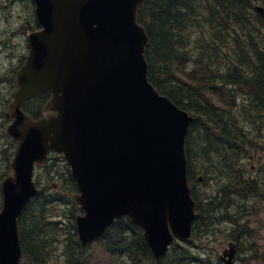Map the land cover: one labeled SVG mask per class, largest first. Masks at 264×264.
Segmentation results:
<instances>
[{"label": "water", "instance_id": "water-1", "mask_svg": "<svg viewBox=\"0 0 264 264\" xmlns=\"http://www.w3.org/2000/svg\"><path fill=\"white\" fill-rule=\"evenodd\" d=\"M34 3L41 30L28 35L30 54L9 106L15 121L7 134L19 145L14 174L2 183L0 264H21L19 217L40 192L35 165H45L51 152L63 154L77 183L82 243L128 216L159 259L175 237L192 238L185 141L194 118L148 80L150 39L137 21L145 0ZM45 92L51 99L34 120L23 106ZM235 254L230 245L225 263L233 264Z\"/></svg>", "mask_w": 264, "mask_h": 264}, {"label": "trees", "instance_id": "trees-1", "mask_svg": "<svg viewBox=\"0 0 264 264\" xmlns=\"http://www.w3.org/2000/svg\"><path fill=\"white\" fill-rule=\"evenodd\" d=\"M31 3L26 16L28 29L33 30L37 23ZM255 5H264V0H145L139 10L138 21L150 37L145 53L149 80L195 118L186 146L197 203L192 246L172 247L163 259L155 260L142 231L128 218L118 220L101 239L82 245L75 225L80 208L71 199L76 186L69 167L64 165L68 178L63 176L60 182L51 163L41 173L42 193L19 220L22 264L216 263L200 244L203 231L221 219L239 223L238 213L229 214L237 204L235 196L244 198L247 209L248 199L260 191L259 182L249 179L256 172L246 165L249 157L264 152V21ZM47 100V95L34 99L28 112L41 116ZM35 102L41 106L35 108ZM199 173L205 184L215 181L207 194L197 189ZM258 173L262 177L264 169ZM56 203L69 209L60 211V222L51 216ZM244 228L247 225H235L234 239L245 264V255L254 250H245L249 233ZM250 259H257V253Z\"/></svg>", "mask_w": 264, "mask_h": 264}, {"label": "rangeland", "instance_id": "rangeland-1", "mask_svg": "<svg viewBox=\"0 0 264 264\" xmlns=\"http://www.w3.org/2000/svg\"><path fill=\"white\" fill-rule=\"evenodd\" d=\"M15 0H0V85H3L1 82L3 79H5L3 76L7 72V68H10L11 62L9 61V57L4 60L3 57L6 58L5 52L8 51L7 48L13 49L19 41L23 40L22 37L19 38V34L24 33V28H28L27 26V18L24 19L23 17H20V14L22 13V9L30 11L31 5L29 4L30 0H27L25 2H21V6L19 7L17 4L14 2ZM28 2V3H27ZM11 3V4H10ZM11 5L8 7L10 11L7 10V5ZM6 10V11H5ZM24 23V24H23ZM11 31H14L13 33H10ZM18 34V35H16ZM6 41V42H5ZM8 43L7 45H5ZM5 70V73L2 75L3 71ZM4 88L0 90V96H6L7 94V86L3 85ZM1 150V146H0ZM5 153L0 152V186L2 183V180L8 175V173H11L8 168L9 165L3 159V156ZM10 153L8 154V156ZM254 160L248 161V164L250 167L255 168L264 165V154L258 158L259 161H257V156H253ZM12 161V158H10V163ZM54 172L59 175L60 177V182L62 181V177L64 176L65 178H68L67 174V168L63 165L62 161L59 159L57 164L54 165ZM12 174V173H11ZM259 175H254V180L258 181L260 184V191L258 194L260 196H257L254 194L251 198H254V201H251V207L249 209H244L245 206V200L244 198L240 196H235V201H236V206L230 210V215L231 217H234L237 213V220L239 223H234L233 220H224L221 219L220 221L216 220L217 223L213 225V234H208V232L203 231L201 235V245L202 248L207 250L208 255L210 256V259H214L215 262H217V258L220 257V255L223 253V251L228 247V245L233 242L234 239V232L235 230V225H247V228H244L246 231H251V236L247 239L246 244H247V250H254L253 254L257 253L259 257L254 260H250L248 264H264V182H262V179L264 181V175L262 177H259ZM198 178H203L204 176L202 174H198ZM41 179H36V181L41 182ZM45 181V180H44ZM215 185V181L212 182L211 185H206L204 186V181L197 187L202 193H208L209 190L211 189L212 185ZM41 186V183H39ZM47 186L48 188H52L51 184L47 180ZM217 186V185H216ZM215 186V187H216ZM59 188V187H56ZM200 192V193H201ZM201 193V195H202ZM250 199V198H249ZM248 199V200H249ZM3 203V197L2 193L0 192V210L2 207ZM249 203V201L247 202ZM246 203V204H247ZM242 206V210H239V207ZM57 208L55 210V213L52 216V220L58 221L57 217H59L60 211H69L68 206L63 205L61 207L60 204L55 205ZM247 238V237H246ZM205 257H207L205 255ZM252 257V254L249 253L248 257ZM203 259V257H201ZM197 264H201V262H198ZM236 264H242L238 261Z\"/></svg>", "mask_w": 264, "mask_h": 264}, {"label": "bare ground", "instance_id": "bare-ground-1", "mask_svg": "<svg viewBox=\"0 0 264 264\" xmlns=\"http://www.w3.org/2000/svg\"><path fill=\"white\" fill-rule=\"evenodd\" d=\"M195 4V3H194ZM261 8H263L264 9V5H259ZM10 7V6H9ZM255 9V8H254ZM254 11H256V10H254ZM14 32V31H13ZM249 81V80H248ZM1 86V85H0ZM231 193V192H230ZM206 218V217H205ZM231 219V218H230ZM229 220V219H228ZM208 230V234H213V230H211V229H207ZM234 236V235H233ZM197 248V247H196Z\"/></svg>", "mask_w": 264, "mask_h": 264}, {"label": "flooded vegetation", "instance_id": "flooded-vegetation-1", "mask_svg": "<svg viewBox=\"0 0 264 264\" xmlns=\"http://www.w3.org/2000/svg\"><path fill=\"white\" fill-rule=\"evenodd\" d=\"M10 33H13V31H11ZM8 57H9V56H8ZM9 61L11 62V66H10V72H11V71L14 70L15 67H16V66L13 65V62L16 61V60H13V62H12L11 60H9Z\"/></svg>", "mask_w": 264, "mask_h": 264}]
</instances>
